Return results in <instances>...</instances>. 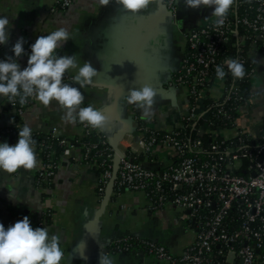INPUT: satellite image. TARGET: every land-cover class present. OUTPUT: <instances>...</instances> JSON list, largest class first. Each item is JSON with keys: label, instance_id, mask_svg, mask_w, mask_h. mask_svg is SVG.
Wrapping results in <instances>:
<instances>
[{"label": "crops", "instance_id": "obj_1", "mask_svg": "<svg viewBox=\"0 0 264 264\" xmlns=\"http://www.w3.org/2000/svg\"><path fill=\"white\" fill-rule=\"evenodd\" d=\"M178 2L177 16L171 17L167 10L151 5L147 11L133 15L116 0H110L107 6H101L97 0H73L69 8L57 11L52 10L54 0H0V16H8L13 26L3 53L13 56L11 49L19 37L24 38L26 47L34 44L37 36L65 27L72 40L57 49V53L77 54L81 66L83 61H90L98 70L96 83L81 91L86 106L91 104L110 118L101 132L110 137L124 126L122 120L129 119L135 111V105L128 104L125 96L145 84L151 85L157 96L154 115L145 118L139 109L142 117L153 121L156 127L174 129L181 115L188 112L187 89L170 90L173 87L170 78L187 48L185 34L216 18L212 16L213 8L193 9L186 6L185 0ZM248 54L256 66L252 84L258 95L241 107L238 123L251 130L253 123L264 116V53L257 47H249ZM28 56L18 59L21 70L27 67ZM68 71L74 76L78 69ZM209 91L211 96L218 97L222 84L214 82ZM65 111L56 101L44 105L37 100L22 123L44 133L58 127L64 136L74 137L78 121L69 123L62 119ZM12 116L4 96L0 95V121L8 124ZM220 133L231 135L232 130ZM73 151L74 155L69 152L61 157L54 185L48 191L37 187L36 167H21L12 173L0 170V223L5 229L28 216L33 229L45 227L50 235L59 233L64 251L61 264H98L100 250L108 253L112 243L132 235L157 240L177 255L195 240L196 229L182 218V209L167 204L152 211L147 195L140 191H113L105 211L96 217L102 200L97 192V173ZM154 158L156 161L146 167L158 169V164L165 167L174 156L170 149L159 146ZM81 241L86 242V248L77 247ZM84 254L88 257L86 261L81 258ZM108 254L115 264H168L143 249Z\"/></svg>", "mask_w": 264, "mask_h": 264}, {"label": "built area", "instance_id": "obj_2", "mask_svg": "<svg viewBox=\"0 0 264 264\" xmlns=\"http://www.w3.org/2000/svg\"><path fill=\"white\" fill-rule=\"evenodd\" d=\"M175 1L165 0L170 8H175ZM72 2L54 0L52 10L67 9ZM215 20L185 34L187 48L170 79L173 87L187 89L188 112L181 115L179 125L174 129L159 128L134 111L135 128L120 142L123 156L114 192H144L150 210L158 211L173 204L183 210V219L196 222L195 240L180 255L155 240L140 238V249L157 259L168 264H257L259 261L264 264V251L260 253L264 250V116L253 123L255 131L240 126L234 112L238 103L246 99L245 79H234L230 72L223 80L216 77L217 65H223L227 72L224 61L238 59L244 67L248 66L246 77L252 84L256 66L249 58L248 48L257 47L264 53V0H236L222 27L215 28ZM31 45L24 47L25 55H30ZM3 50L4 45H0V60L4 57ZM72 77L67 71L64 82L72 83ZM214 82L222 84L218 97L209 94ZM257 95L253 93L248 102ZM208 98L213 99L210 106L216 108L214 114L206 110ZM4 99L13 116L8 124L0 121V143L15 145L19 139V135L14 136L16 128L24 126V115L39 99L34 94L24 105L19 104L18 97L10 100L4 96ZM80 107L87 106L83 102ZM202 116L206 123L200 131L212 135L207 145L200 138H186L178 129L183 121L195 127ZM77 126V141L83 140L81 160L96 171L97 192L102 199L113 175L115 151L109 144V136L100 129L79 121ZM224 129L232 130V134L222 135L220 131ZM40 132L32 130V136ZM93 135H99L101 140H91ZM63 136L58 127H52L35 146L36 185L45 191L53 187L61 166L62 155L57 154L56 144L68 150L76 149ZM159 146L170 149L173 160L162 169L146 167L145 162ZM141 155L144 159L138 160ZM139 246L129 236L112 243L108 253L131 251Z\"/></svg>", "mask_w": 264, "mask_h": 264}, {"label": "clouds", "instance_id": "obj_3", "mask_svg": "<svg viewBox=\"0 0 264 264\" xmlns=\"http://www.w3.org/2000/svg\"><path fill=\"white\" fill-rule=\"evenodd\" d=\"M101 6H107L110 0H97ZM126 12L137 15L149 6L163 7L162 0H116ZM236 0H185L187 7L199 9L201 6L213 8L212 16L216 17L214 27L219 29L225 24L229 10ZM12 24L8 16H0V45L8 43L11 37ZM72 40L71 33L65 27H59L46 36H37L28 56L27 67L21 70L18 59L24 56L25 40L19 37L11 51L14 56L0 60V95L10 100L19 98V104L24 105L34 94L44 105L56 101L66 111L62 119L69 123L86 122L93 129L105 128L110 121L109 116L91 104L80 107L85 96L81 89L94 85L99 76L98 70L90 61H83L80 56L59 55L64 43ZM133 62V61H132ZM134 63V62H133ZM223 65L216 66V77L223 80L230 72L234 79H243L246 75L244 65L238 59H226ZM69 69H78L72 77V83L64 82L65 73ZM78 85V87L72 86ZM156 90L148 84L131 89L125 99L142 110L145 118L154 115ZM19 139L15 145L0 143V170L8 173L19 168L33 169L38 160L35 152L36 141L32 129L25 124L18 132ZM61 235H50L45 227L33 229L28 216L5 229L0 223V264H61L64 251L61 248ZM86 248V242L81 241L77 247ZM83 260L88 257L84 254ZM98 264H115L110 254L100 250Z\"/></svg>", "mask_w": 264, "mask_h": 264}, {"label": "trees", "instance_id": "obj_4", "mask_svg": "<svg viewBox=\"0 0 264 264\" xmlns=\"http://www.w3.org/2000/svg\"><path fill=\"white\" fill-rule=\"evenodd\" d=\"M233 39L235 40L236 37L233 38ZM59 55H61V54H59ZM6 57L7 56H4L3 59H5ZM244 68H245V71H246V74H247V72H248V66H245ZM244 79H245V82H244L243 91H244V94H245L246 99L244 101L238 103L237 110L234 112L235 120L239 116V111L241 109L240 107H242V106H244V105H246L248 103V101H249V99H250V97H251V95L253 93H257L258 92V91H256L255 88H253V86H252L249 78L247 79L246 75H245ZM212 103H213V99L212 98H208V99L205 100L206 110H208L210 112V114H214L216 112V108L213 107V106H210V105H212ZM238 108H240L239 111H238ZM134 110H135L136 113H138L139 115H141L140 110L137 109L136 106H134ZM197 122H198L197 125L194 127L192 125L193 123L190 124V125H187L189 122L188 121H183V122H181V126L178 127V129H180L181 134L182 135L184 134L186 136V138H188V139L190 138L192 140L197 139V138H200V139L203 140L204 144L207 145V144H209L212 141L211 132H208V131H200L201 126L204 123H206V120L202 116ZM19 129H20V127H17L16 128L17 134L14 135L15 138L18 137ZM45 137H46V133H44V132L36 133L33 136V139L36 141V145L35 146H37L41 141H43V139H45ZM63 137H66V136H63ZM67 139H69L76 146V149L75 150L79 153V155L82 152H84V149H83V140L77 141V136L67 137ZM91 140H93V141H100L101 138L99 137V135H93L91 137ZM56 148H57V154L58 155H62V156L64 154H67V153H69V152L72 151V150H68L66 147H64L63 145H60V144H56ZM35 152L37 153V149H35ZM143 159H144V156L143 155H141V156L138 157V160H143ZM155 161H156V158H154V155H150L148 162H145V166L148 163H153ZM148 165H150V164H148ZM158 165H159V168L158 169L164 168V166H161L160 164H158ZM187 223H188V225H190L192 227H196V222L193 221L192 219L187 220ZM131 238H132V241L134 242V244L136 246H139V242H140L141 239L138 238V237H136V236H133V235L131 236ZM140 248L141 247L139 246L138 249H140ZM263 251L264 250L261 249L260 250V253H262ZM217 259H219V260L222 259L223 260V257H217ZM259 264H262L261 261H259Z\"/></svg>", "mask_w": 264, "mask_h": 264}, {"label": "water", "instance_id": "obj_5", "mask_svg": "<svg viewBox=\"0 0 264 264\" xmlns=\"http://www.w3.org/2000/svg\"><path fill=\"white\" fill-rule=\"evenodd\" d=\"M179 2L178 0L175 1V8H170L166 2H162L163 7H161V10H167V15L171 16V17H176L177 13H178V6H179ZM172 78V76H171ZM170 78V79H171ZM170 90H176L177 87H170ZM175 92V91H173ZM122 122L124 123L123 127L118 128L116 131H114L112 133V135L109 137V144L112 146V148L115 151L114 154V159H113V175L110 179V181L107 184L106 190H105V195L101 200V205L97 211V216L101 215L105 209L106 206L109 202V200L112 197V193L114 191V187H115V181L118 177V171L120 169V162H121V158L123 156V152L121 150L120 147V142L125 138L126 134L129 132H133L134 130V117L133 115L129 117V119H123ZM11 140H13V138H11ZM71 154H75V151H71ZM157 241V240H156Z\"/></svg>", "mask_w": 264, "mask_h": 264}]
</instances>
